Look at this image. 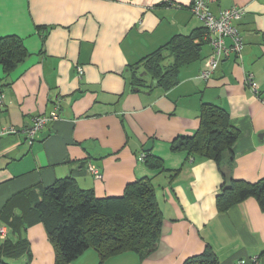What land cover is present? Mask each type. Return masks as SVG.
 Masks as SVG:
<instances>
[{
    "label": "crops",
    "instance_id": "crops-1",
    "mask_svg": "<svg viewBox=\"0 0 264 264\" xmlns=\"http://www.w3.org/2000/svg\"><path fill=\"white\" fill-rule=\"evenodd\" d=\"M193 1L0 0V38L16 35L29 52L9 73L0 64V130H23L58 107L33 143L24 132L0 136V226L13 243L25 240L26 264H56L30 201L65 177L100 197L120 196L137 179L153 184L164 218L157 247L145 258L127 251L104 264H183L207 247L220 264L255 257L264 264L257 199L226 210L217 201L225 180L264 178V102L245 81L252 75L264 96V0H209L216 15L232 6L246 11L237 22L241 56L224 54L208 79L201 73L212 47ZM176 36L201 44L199 58L176 63L164 49ZM160 50L164 69L156 73L145 59ZM204 103L224 108L239 130L221 166L171 148L196 132ZM156 158L162 166L153 168ZM99 261L89 248L70 264Z\"/></svg>",
    "mask_w": 264,
    "mask_h": 264
},
{
    "label": "trees",
    "instance_id": "trees-1",
    "mask_svg": "<svg viewBox=\"0 0 264 264\" xmlns=\"http://www.w3.org/2000/svg\"><path fill=\"white\" fill-rule=\"evenodd\" d=\"M180 37L183 36L173 37L164 46L174 61L185 63L199 58L201 44H195L189 36ZM161 51L145 59L156 73L164 69ZM28 54L18 36L0 38V64L6 73L20 65ZM239 135L224 108L204 103L196 132L192 136L175 138L171 148L195 157L214 159L221 166ZM151 159L147 156L146 162L150 166ZM157 160L153 168L162 166ZM39 195L30 201V205L54 245L56 264H70L89 248L98 252V264H104L107 258L127 251H135L145 258L160 242L164 218L149 179L129 182L120 196L100 197L93 190L79 187L74 178L65 177L44 187ZM249 197L256 198L264 211V178L256 182L225 180L217 196L218 206L226 210ZM26 250L24 239L15 243L6 239L0 244V264H10L7 256L19 257ZM183 264H220V261L217 254L207 247L202 253L187 258Z\"/></svg>",
    "mask_w": 264,
    "mask_h": 264
},
{
    "label": "built area",
    "instance_id": "built-area-1",
    "mask_svg": "<svg viewBox=\"0 0 264 264\" xmlns=\"http://www.w3.org/2000/svg\"><path fill=\"white\" fill-rule=\"evenodd\" d=\"M190 11L203 23V40L212 47V52L205 59V68L201 73L203 78L208 79L224 54L229 55L230 52H233L235 55L241 56L243 37L237 26V22L241 20L246 10L239 6H232L216 15L209 9V0H194L190 6ZM227 40H230L229 45H227ZM78 71L79 73H83V68L78 67ZM245 81L252 93L264 102V96L260 94L259 85L253 76L247 75ZM4 97L5 94L0 90V105L3 103ZM57 109L58 107H56L55 111L50 112L49 115L42 114L34 117L32 124L29 127L23 128V130L12 126L1 129L0 136L24 132L29 143H33L37 132L49 121L57 118ZM90 171L96 178L103 177L100 171L94 167H90ZM7 234V228L0 226V239L4 240ZM241 264H260V262L258 257H255L250 261L243 260Z\"/></svg>",
    "mask_w": 264,
    "mask_h": 264
},
{
    "label": "rangeland",
    "instance_id": "rangeland-1",
    "mask_svg": "<svg viewBox=\"0 0 264 264\" xmlns=\"http://www.w3.org/2000/svg\"><path fill=\"white\" fill-rule=\"evenodd\" d=\"M7 236H6V238H7ZM15 236H17V233H15ZM6 238L4 240H6ZM27 259H28L27 253H25L24 255H21L19 257H8V256L6 257V260L10 264H26Z\"/></svg>",
    "mask_w": 264,
    "mask_h": 264
},
{
    "label": "water",
    "instance_id": "water-1",
    "mask_svg": "<svg viewBox=\"0 0 264 264\" xmlns=\"http://www.w3.org/2000/svg\"><path fill=\"white\" fill-rule=\"evenodd\" d=\"M152 142H149L148 144H151ZM147 144V148L145 150H149L150 146Z\"/></svg>",
    "mask_w": 264,
    "mask_h": 264
}]
</instances>
